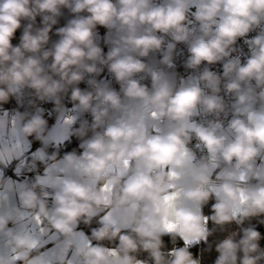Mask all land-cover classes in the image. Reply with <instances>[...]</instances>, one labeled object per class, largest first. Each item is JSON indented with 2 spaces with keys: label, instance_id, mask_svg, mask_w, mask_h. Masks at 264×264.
<instances>
[{
  "label": "clouds",
  "instance_id": "1",
  "mask_svg": "<svg viewBox=\"0 0 264 264\" xmlns=\"http://www.w3.org/2000/svg\"><path fill=\"white\" fill-rule=\"evenodd\" d=\"M193 6L196 36L188 27ZM65 9L71 18L58 26ZM262 22L264 0H0V107L22 104L28 93L36 108L22 113L20 133L48 145V120L36 101L52 103L58 119L92 117L72 131L81 151L48 156L66 169L47 178L50 191L41 196L36 184H24L15 217L0 215V233L19 264H44L33 239L8 228L24 213L61 237L57 264L72 257L82 264H203L188 247L166 250L163 237L204 242L211 251L209 222L237 226L214 244L212 264H264V234L245 226L254 219L264 225V170L254 163L264 154V103L252 95L253 85L264 88V28L251 38L245 62L232 55ZM180 43L190 75L178 80L168 69ZM217 64L222 72L212 70ZM222 88L234 98L230 107ZM229 111L222 125L218 118ZM198 115L214 119L200 123ZM193 140L203 155L191 150ZM4 155L19 153L11 147ZM172 193L177 198L166 200ZM101 211L115 223L102 222ZM81 223L91 229V246L75 245ZM0 264L12 262L0 257Z\"/></svg>",
  "mask_w": 264,
  "mask_h": 264
},
{
  "label": "crops",
  "instance_id": "2",
  "mask_svg": "<svg viewBox=\"0 0 264 264\" xmlns=\"http://www.w3.org/2000/svg\"><path fill=\"white\" fill-rule=\"evenodd\" d=\"M197 2L198 0H194V4ZM195 10V6H193L190 13H194ZM5 123L6 127L4 126ZM20 126L21 117L19 115L9 120L6 113H4L0 118V215L12 214L15 217L14 210L19 207L17 193L22 185L36 184L38 186L37 191L41 196H44L46 192L50 191V184L47 178L49 176L64 175L66 171L60 163H53L51 161L45 162V165L38 171L26 170L27 164L34 162L37 164L41 160L37 159V150H34L35 146H33L31 139L24 137L20 133ZM11 147L16 148L19 153L18 156L8 157L4 155V149ZM254 163L258 173L264 170V154L258 157ZM7 170H9L8 173ZM258 179L259 176L253 178L252 182L255 183ZM99 215L103 218L102 222L115 223L113 217L105 215V211H101ZM42 223L37 224L36 218L33 215L24 213L22 218L15 219L14 222H11L8 228L13 233L30 236L34 241L33 251L40 255L44 264H57V261L53 259V255L61 247L58 243L61 237L58 233L44 227ZM168 232L175 233L176 230ZM6 239L5 235L0 233V257L9 259L12 264H19V258L7 246ZM182 240L186 245L196 243L194 241L186 243V238H182ZM75 245L91 246L87 236L79 229L75 238ZM112 254L115 255V252L113 251ZM71 260V264H82V260L76 257H72L68 264H70Z\"/></svg>",
  "mask_w": 264,
  "mask_h": 264
},
{
  "label": "built area",
  "instance_id": "3",
  "mask_svg": "<svg viewBox=\"0 0 264 264\" xmlns=\"http://www.w3.org/2000/svg\"><path fill=\"white\" fill-rule=\"evenodd\" d=\"M189 21H190V23H189L188 27L192 30L193 36L199 35L198 24L195 21L192 13H190V12H189ZM262 28H264V22H262V24L259 28H256L255 30L250 32L248 34V37L239 38L237 40L236 45L234 46L235 51L232 53L233 57L239 58L241 63L245 62L247 57L251 55L250 44H249L250 40L252 37H255L261 31ZM105 32H106V29L99 28L100 37H103ZM105 51H107L106 48H105ZM177 52H178V55L176 56L174 67L170 68L168 70L174 71L177 74L178 80H180L183 77L190 75V71L186 70L183 66L184 60L187 57V46L184 43L178 44L177 45ZM212 70L217 71V72H222V65L221 64L214 65V66H212ZM103 76L108 78V79H111V77L108 76L106 70L103 73ZM144 82L148 83L147 80H145ZM80 86H81V88L87 87L86 84H81ZM113 87H115L117 90H119V85L115 84L114 81H113ZM262 92H264V88H256L255 85H253L252 95H253L254 100L257 103V105L264 103V96H261ZM221 95L224 96L226 104L230 107V105L234 99L233 96L230 94H226L224 92L223 88L221 91ZM31 99L32 98L28 95V93H25L22 104H17V102H16L15 105H12L9 107H0V118L3 116L4 113H6L9 120L16 117L18 115V110L20 107H23L26 109H31L33 112H35L36 108L30 103ZM64 103L67 105V107L69 109H72V105H71V102L69 100L65 99ZM36 105L43 110V113H44V116L46 119L52 120L53 118L57 117V114L54 111V105L52 103L36 101ZM73 116L75 117V120H74L75 122L71 126V134H72L73 128L79 126V121L81 119H87L89 122H91V120H92V117L90 114L80 116L78 113L73 112ZM230 118H231V113L229 111L227 115L222 114L218 119H219V122L221 124H226ZM194 119L197 122L203 123V122H206V120H211L214 118L211 116L206 117L204 115H198ZM189 147L191 148V150L193 152L196 153L197 157L204 154L200 149L196 148V141L195 140H193L192 144L189 145ZM33 168H34L33 164H31V163L26 165V170L33 171ZM8 172H9V170H7V173Z\"/></svg>",
  "mask_w": 264,
  "mask_h": 264
},
{
  "label": "trees",
  "instance_id": "4",
  "mask_svg": "<svg viewBox=\"0 0 264 264\" xmlns=\"http://www.w3.org/2000/svg\"><path fill=\"white\" fill-rule=\"evenodd\" d=\"M64 11V15L60 18L59 21V25L58 26H63L68 19L71 18L70 13L67 11V9L63 10ZM39 20L40 18H37V23L39 25ZM20 32H17V39H15L13 41L14 44L18 43V38H19ZM58 39V37H56L55 35L52 36V42H55ZM16 101L13 99L11 100L8 104L3 105L2 107H9L12 105H15ZM25 112H33L31 109H26L23 107H20L18 110V115L21 117L22 113ZM48 122L51 121L49 119H47ZM33 143V146H36L38 144H40L39 141L34 140L32 137H29ZM79 145V140L76 141L74 139V136H71V138L69 140H66L63 144H61L59 147H47L46 151H47V159L44 161H40L39 163H32L33 164V171H38L39 169H41L44 165L45 162L50 161L48 159V156L55 151H59V155L60 157H63V155L67 152H71L72 150H76L77 152L81 151L78 147ZM259 180V179H258ZM258 180L256 182H258ZM255 182V183H256ZM215 202L214 200L211 201L209 203V205L207 207H204L203 212L205 213V215H208L210 213V208H211V203ZM249 224L255 226L257 228V230H260L262 232V234H264V225H260L257 223V221L254 219L250 222H246L245 226H249ZM97 221H93L91 228H95L97 227ZM209 228H215V234L211 237H209V242L213 245V248L211 251H209L208 249V245L205 244L204 242H196V243H192L190 245H186L184 243V241L182 240L181 237H177L176 239H170L169 236H164V242L166 245V250L167 249H175L177 247H188L190 251L193 252L194 256L195 255H200L202 257V261L203 264H212V261H214L215 257L218 255V253L215 252L214 250V244L220 240L223 239L225 235L232 233L234 230H237V226L235 224L232 225H228L225 227L224 230H221L220 228H216L214 225L211 224V222H209ZM79 230L83 231L84 234L87 236L90 245L93 243L90 240V234H91V229L88 226H85L84 224H80L79 225ZM106 245H108V242L105 241L104 242ZM261 246L264 247V240L261 241ZM108 247L110 248H114L113 245H108ZM139 258L140 259H146L147 258V254L146 253H140L139 254Z\"/></svg>",
  "mask_w": 264,
  "mask_h": 264
},
{
  "label": "rangeland",
  "instance_id": "5",
  "mask_svg": "<svg viewBox=\"0 0 264 264\" xmlns=\"http://www.w3.org/2000/svg\"><path fill=\"white\" fill-rule=\"evenodd\" d=\"M188 76L184 77L183 79H187ZM67 118H60L57 117L53 118L51 121L48 122V126L46 129V135L49 137V143L47 146L38 144L35 146L34 150H37V159L44 161L47 159V147H59L63 144L66 140H69L72 136L71 134V126L75 122L72 120L70 124H65L64 121ZM72 260L70 261V264Z\"/></svg>",
  "mask_w": 264,
  "mask_h": 264
},
{
  "label": "snow or ice",
  "instance_id": "6",
  "mask_svg": "<svg viewBox=\"0 0 264 264\" xmlns=\"http://www.w3.org/2000/svg\"><path fill=\"white\" fill-rule=\"evenodd\" d=\"M71 122H72V118L71 117L67 118L64 121L65 124H70ZM105 190H107V189H105ZM176 198H177V194L176 193H172L170 196L166 197V200L174 201ZM36 221H37V224L41 223L39 217H36ZM165 227H166V230H168V231H174L177 228V226L175 225L173 220H167L166 223H165ZM41 231H43V229H41ZM185 242L186 243H191L190 241H187V240Z\"/></svg>",
  "mask_w": 264,
  "mask_h": 264
},
{
  "label": "water",
  "instance_id": "7",
  "mask_svg": "<svg viewBox=\"0 0 264 264\" xmlns=\"http://www.w3.org/2000/svg\"><path fill=\"white\" fill-rule=\"evenodd\" d=\"M81 87V86H80ZM74 139L76 140V141H78V139L76 138V137H74Z\"/></svg>",
  "mask_w": 264,
  "mask_h": 264
}]
</instances>
